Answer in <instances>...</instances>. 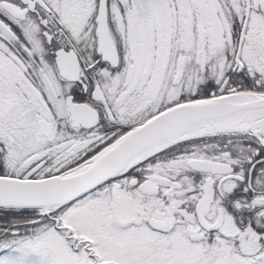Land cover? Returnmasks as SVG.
I'll use <instances>...</instances> for the list:
<instances>
[{
    "label": "snow or ice",
    "instance_id": "obj_1",
    "mask_svg": "<svg viewBox=\"0 0 264 264\" xmlns=\"http://www.w3.org/2000/svg\"><path fill=\"white\" fill-rule=\"evenodd\" d=\"M0 264H264V0H0Z\"/></svg>",
    "mask_w": 264,
    "mask_h": 264
}]
</instances>
